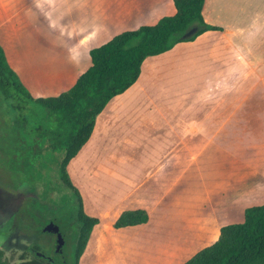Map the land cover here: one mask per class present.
I'll use <instances>...</instances> for the list:
<instances>
[{
  "label": "crops",
  "instance_id": "obj_1",
  "mask_svg": "<svg viewBox=\"0 0 264 264\" xmlns=\"http://www.w3.org/2000/svg\"><path fill=\"white\" fill-rule=\"evenodd\" d=\"M4 1H0V43L11 66L20 71L18 59L31 49L23 47L11 53L3 37L8 33L16 39L14 30H18H13L11 22L27 6L21 3L20 9L11 11ZM99 1L86 4V0H81L82 13L98 25L114 22L137 25L125 30L155 24L161 17L176 12L173 0H126L124 16L104 13ZM213 12V5L206 0L204 19L211 25H221L222 43H227L238 35L239 28L214 18ZM92 36L79 41H88ZM47 40L52 38L49 36ZM36 47L35 44L32 49L35 54L30 52L31 61L35 62L30 69L34 72L32 76L49 83L69 81L71 87L78 77L71 80L63 75L53 76L51 72L47 77L53 65L38 63ZM226 47L231 49L229 43ZM175 51L174 47L148 56L138 80L113 97L97 116L92 135L84 146L97 132L102 136V128L106 135L119 131L116 138L123 130L129 135L123 141L127 146L124 157L112 156L118 146H112L108 162L96 157L93 167L99 178L96 183L109 185L108 198H93L89 203L80 188L85 212L99 221L79 264H103L100 252L109 242L122 251L124 264H184L216 242L223 226L243 222L247 207L264 204V51L256 50V54L243 60L247 66L243 73L238 74L237 67L206 68L203 81L187 84L184 80L168 81L178 69H186L183 77L186 74L190 77L191 73L194 77L199 72L190 61L187 66L175 63L168 55ZM181 52L189 54L190 50ZM247 52L252 54L251 50ZM115 100L123 103L109 109ZM99 200H104L107 207L100 209L95 203ZM134 209L146 210L148 221L114 227L124 210Z\"/></svg>",
  "mask_w": 264,
  "mask_h": 264
},
{
  "label": "rangeland",
  "instance_id": "obj_2",
  "mask_svg": "<svg viewBox=\"0 0 264 264\" xmlns=\"http://www.w3.org/2000/svg\"><path fill=\"white\" fill-rule=\"evenodd\" d=\"M80 1H4L6 8L11 11L20 9L21 3L27 6L22 14H15L17 16L14 15L15 18L11 22L13 30L15 28L18 30L17 32L14 30L17 34V41L13 35L8 33H4L3 38L6 39L7 50L11 53L22 50L23 47L31 49L23 56L24 58L18 59L20 71L17 73L32 93L45 97L58 96L70 87L69 81L59 84L49 83L32 76L34 72L33 70L31 72L30 69L35 62L31 61L30 52L34 53L32 49L35 44L39 48L36 47L38 63L47 64L48 67H50L49 64L53 65L52 69L47 72V77L51 72L53 76L63 75L61 77L72 80L90 66L88 49L92 43L101 44L106 42L111 34L114 35L122 30L137 26L130 22L98 25L94 22L95 20L82 13L79 6ZM89 2L91 0H86V4ZM125 2L126 0H100L98 5H101L102 11L105 10L104 13L115 12L124 16ZM210 2L213 5L214 18L229 21L232 26L238 27V35L230 38L227 43H222L224 36L221 33L223 32L222 27L219 25L220 28L217 32L209 30L207 33L199 34L193 40L178 42L172 47H175L177 52H171L168 55L172 56L175 63L184 66H187L190 61L196 65L199 72L194 77L191 76L192 73L190 77H187V74L183 77L186 69L183 71L178 69L173 73L176 75L171 76L172 72L169 74L171 78L168 81L184 80L186 84L192 81H203L205 69L213 70L215 67L217 70H229L231 67H237L238 74L243 73L247 69L243 60L256 54V50L258 53H263L264 0H209ZM110 5L120 7L110 9L108 8ZM87 11L90 12L89 9ZM31 12L33 13L30 14ZM29 17H32L30 22H28ZM34 36H36V42L33 39ZM49 36L52 38L51 41L47 40ZM88 36H92V39L85 41L86 44L82 43L84 41H79V39L84 40ZM228 43L231 46L230 50L226 47ZM182 49L190 50L189 54L182 53ZM247 50H251L252 54L248 55ZM10 60L12 61L11 58ZM163 62L164 60L161 61V63ZM120 102L115 100L109 109L123 103L121 100ZM52 123L53 119L44 106L33 102L26 109H15L11 106L10 101L0 93V200L10 199L14 195L16 198L20 197L22 201L19 210L0 212V264H48L46 261L37 259L41 256L36 255V251L52 255L50 245L54 236L51 233L39 235L41 227L32 231L29 227V224L35 219L32 208L34 207L35 213L40 215L39 209L35 205L38 203L47 205L48 209H45L44 213L49 217L51 216L50 211L57 208L61 212L65 210L67 212L70 201L75 198V192L60 179L56 170L58 161L51 159L52 147L48 146L44 133ZM99 125L101 126V124ZM39 126L44 130L37 129ZM118 134L119 131L106 135V131L102 128V136H100V132H97L91 142L87 146H83L79 154L70 162L68 173L71 181L79 192L81 188L86 194L89 203L91 200L93 201V198L103 199L102 197H104L107 199L109 196V185L96 183L99 178L95 176L93 167L97 155L104 162H108L109 156L111 158L113 156L115 159L118 156L124 157L127 146L123 144V141L125 135H129V133L123 130L118 137L119 140L116 138ZM112 146L118 147L113 150ZM59 148L56 147L57 150ZM34 150L38 152L33 153ZM23 166L33 168L46 166L50 169L43 177L38 178L36 183H31L30 179L19 169ZM52 166L54 168H51ZM95 203L100 209L107 207L104 200ZM73 249V239L68 236L64 251L68 255L69 264ZM100 257L103 264H124V254L110 242L102 249Z\"/></svg>",
  "mask_w": 264,
  "mask_h": 264
},
{
  "label": "trees",
  "instance_id": "obj_3",
  "mask_svg": "<svg viewBox=\"0 0 264 264\" xmlns=\"http://www.w3.org/2000/svg\"><path fill=\"white\" fill-rule=\"evenodd\" d=\"M173 1L176 12L161 17L157 23L124 30L101 44L92 43L88 49L90 66L58 96L35 97L11 66L0 43V93L15 109H26L34 102L44 106L53 119L45 129V138L52 147L51 159L58 161L56 170L60 179L75 192V198L70 201L67 212L58 208L51 210L50 219L60 225L66 240L68 236L73 239L70 264H79L99 221L85 212L82 196L68 173L70 161L91 137L97 116L113 97L124 93L138 80L148 56L166 52L178 42L193 40L207 30L220 28L205 21L203 8L206 0ZM194 26L198 28L197 32L184 37ZM56 147L60 148L57 150ZM37 152L34 150L33 153ZM19 169L31 183H36L50 168L23 166ZM35 206L40 215L33 207L34 220L42 223L45 216L42 212L48 206L39 203ZM148 219V212L144 209L125 210L114 222V227L136 225ZM37 259L54 264L43 257ZM65 260L62 264H69L68 255ZM184 264H264V204L246 208L243 222L223 226L216 242L198 251Z\"/></svg>",
  "mask_w": 264,
  "mask_h": 264
},
{
  "label": "flooded vegetation",
  "instance_id": "obj_4",
  "mask_svg": "<svg viewBox=\"0 0 264 264\" xmlns=\"http://www.w3.org/2000/svg\"><path fill=\"white\" fill-rule=\"evenodd\" d=\"M21 203H22V201H21L20 197L16 198L14 195L10 199H7V198L2 199V200H0V212L1 213H3V212L7 213V211L14 212L13 209L19 210L20 206L22 205ZM44 212L45 211L42 212L43 215L45 214ZM50 218H51L50 216L49 217L44 216V221L42 223H37L35 220H33V222H31L29 224V227L32 229V231H35L41 227V232L39 233V235L45 234V233H51L54 236V238L51 242V245H50V247H51L50 250H51L52 255L42 252V253H44V256H41V257H43L47 261H51L54 264H62L63 261H66L65 260L66 254L64 251L65 244L63 245L62 248H58V243H57L58 235H57V233L44 229L45 226L48 225L50 222H52V221L55 222L54 220H51ZM56 224H58V223H56ZM60 230H61V227H60ZM35 236H36V232H35Z\"/></svg>",
  "mask_w": 264,
  "mask_h": 264
},
{
  "label": "water",
  "instance_id": "obj_5",
  "mask_svg": "<svg viewBox=\"0 0 264 264\" xmlns=\"http://www.w3.org/2000/svg\"><path fill=\"white\" fill-rule=\"evenodd\" d=\"M197 30H198V28L196 26L192 27L190 30H188L185 33L184 37H190V36L194 35L197 32ZM44 229L57 233V235H58V239H57L58 248H62L63 245L65 244L66 240H65L63 233L60 230V226L52 221L48 225H46ZM36 254L38 256H44V253L39 252V251H37Z\"/></svg>",
  "mask_w": 264,
  "mask_h": 264
}]
</instances>
